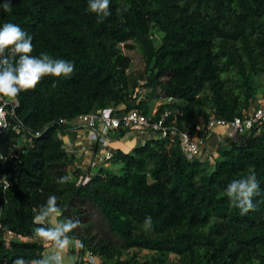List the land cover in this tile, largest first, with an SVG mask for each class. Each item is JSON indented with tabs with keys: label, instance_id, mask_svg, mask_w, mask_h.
<instances>
[{
	"label": "trees",
	"instance_id": "obj_1",
	"mask_svg": "<svg viewBox=\"0 0 264 264\" xmlns=\"http://www.w3.org/2000/svg\"><path fill=\"white\" fill-rule=\"evenodd\" d=\"M12 4L11 12L0 7V26L19 24L32 37L33 55L72 61L75 71L70 78L46 76L15 97L16 119L0 142V264L45 254L47 243L33 237L40 226L33 209L50 194L64 209L59 219L80 220L76 264H85L88 253L102 264H264V122L241 145L220 143L212 160L189 161L178 139L115 150L110 163L122 166L120 174L75 170L76 156L61 137L81 116L132 109L151 115L161 98L177 102L159 112L181 111L179 125L192 131L212 115L231 121L249 113L264 75V0H110L107 17L88 11V0ZM153 29L163 34L158 44ZM130 43L142 51L143 81H130L132 58L121 48L132 49ZM249 171L261 195L253 199L256 209L242 215L225 190ZM64 175L71 182L58 184ZM91 209L103 218L102 229ZM8 232L23 240L8 241Z\"/></svg>",
	"mask_w": 264,
	"mask_h": 264
},
{
	"label": "clouds",
	"instance_id": "obj_2",
	"mask_svg": "<svg viewBox=\"0 0 264 264\" xmlns=\"http://www.w3.org/2000/svg\"><path fill=\"white\" fill-rule=\"evenodd\" d=\"M12 0H3L0 7L5 12L12 11ZM88 11L107 17L111 15L110 0H88ZM35 46L32 37L19 24L4 23L0 26V97L15 98L21 92L34 90L46 76L70 78L75 71V64L66 59L53 58L47 53L33 55ZM4 159L0 156V160ZM72 180L70 175L57 179L58 184H67ZM10 185L5 182L4 190ZM225 195L230 206L238 208L241 214H247L256 209L254 197L261 195V188L256 174H248L228 184ZM33 223L40 225L34 228L33 237L42 242H52L54 251L42 254L39 259L26 260L17 258L13 264H74L75 257L68 254L73 246L82 247L73 235L80 227V220L67 218L59 219L64 209L59 203V197L50 194L46 203L39 210L33 209ZM144 229L152 227V218L144 220Z\"/></svg>",
	"mask_w": 264,
	"mask_h": 264
},
{
	"label": "built area",
	"instance_id": "obj_3",
	"mask_svg": "<svg viewBox=\"0 0 264 264\" xmlns=\"http://www.w3.org/2000/svg\"><path fill=\"white\" fill-rule=\"evenodd\" d=\"M144 95V94H143ZM162 100V99H160ZM153 108L151 115L142 113L139 110L132 109L122 114H111L105 111L92 112L81 116V124L90 131L89 144L84 146L75 160V170L89 171L92 164L104 165L110 163L114 158V151L109 149V134L112 131L135 132L144 139H163L174 142L179 140L181 150L189 161L203 159L204 152L208 149V137L215 128H224L228 130L230 136L237 140L238 135L248 134L264 122V99L256 101L250 112L242 117H236L231 121L217 118L212 115L206 124H198L194 131L179 124L183 122V114L179 110L165 109L159 112V108L165 105L176 103L177 100L170 97ZM18 102L16 98L0 97V142L4 134L11 126V120L16 119V108ZM63 123V122H62ZM202 132V134H200ZM40 135V132L35 134ZM86 157L89 160L82 159ZM90 172V171H89ZM90 174L86 177H88ZM10 184L8 181H5ZM5 184V183H4ZM6 239L23 240L21 235L8 232ZM52 243V242H47ZM80 260H82L80 258ZM79 260V261H80ZM85 264H102V262L92 253L84 257Z\"/></svg>",
	"mask_w": 264,
	"mask_h": 264
},
{
	"label": "crops",
	"instance_id": "obj_4",
	"mask_svg": "<svg viewBox=\"0 0 264 264\" xmlns=\"http://www.w3.org/2000/svg\"><path fill=\"white\" fill-rule=\"evenodd\" d=\"M109 111H105L106 113H109ZM89 134L90 131L87 130L82 124L81 120L77 119L70 123V129L66 132L64 135V143L66 150L74 154L77 157V153L81 151V149L84 146H88L89 144ZM248 137V134H240L237 137V140L232 138L228 132V130L224 128H215L212 132L211 135L208 137V149L204 152L203 154V159L208 160V159H213V156H215L216 150L218 145L221 143L223 146H232L236 143L238 144H243ZM110 138V146L109 149L112 151L115 150H122L125 153L130 152L129 149L133 147L134 144L141 143L143 144L145 140L141 135L135 132L128 131L126 133H122L121 131H112L109 134ZM135 146V145H134ZM80 154V153H79ZM82 159H87L86 157L82 156ZM99 167V168H98ZM93 168H98V171L102 168L108 169L111 171V168L109 165H94L92 164L89 166L88 170L90 171L91 175L96 174L97 172H94ZM79 241V240H78ZM80 242V241H79ZM81 244V243H80ZM80 249L81 247L73 245L69 250L68 254L72 255L75 257L74 264L78 263L81 255H80ZM54 251V247L52 243H47V248L45 251V254H51Z\"/></svg>",
	"mask_w": 264,
	"mask_h": 264
},
{
	"label": "rangeland",
	"instance_id": "obj_5",
	"mask_svg": "<svg viewBox=\"0 0 264 264\" xmlns=\"http://www.w3.org/2000/svg\"><path fill=\"white\" fill-rule=\"evenodd\" d=\"M152 33H153L155 42L158 44L160 42L163 34L160 33L157 29H153ZM130 44L133 45L132 49L127 48V46H125V45L121 46V48L124 51V53L127 56L132 58V64H131V67L128 70L130 81L131 82L132 81H136V80L137 81H143L144 80V71H145V62H144L142 51H141L140 47L137 44H134V43H130ZM143 84H144V82H143ZM257 84H258L257 97H258L259 100H263L264 99V75L259 76V78H257ZM148 92H149L148 90H144L143 94H146ZM161 99L162 100L156 99V100L153 101V103H152L153 108H156L158 106V104H161L162 102L165 101L163 98H161ZM201 120L202 119H200L199 122ZM61 137L63 139H65L64 136H61ZM24 142H25V137H22L20 139L19 146H18L19 151H21L24 148V146H25ZM134 145H133V147L131 149H129L130 151H132L134 148L140 146L141 143L134 144ZM208 160H210V159H208ZM209 163L213 164L214 162L213 161H209ZM104 165L105 166L109 165V167L111 168V172H113V173H117V174L121 173V167H122L121 165H114V164H111V163H106ZM98 168H93L94 172H97ZM91 213H92L93 219H94L97 227L102 229L103 226H104V221H103V218L101 217V215L95 209H91ZM131 254H132V252H124V255L126 257L131 256ZM139 254L144 259H148L151 256L149 253L144 252V251L143 252L140 251Z\"/></svg>",
	"mask_w": 264,
	"mask_h": 264
}]
</instances>
